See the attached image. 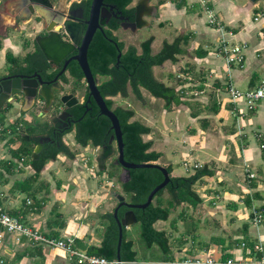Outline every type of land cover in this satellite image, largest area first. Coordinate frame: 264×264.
Listing matches in <instances>:
<instances>
[{"label":"crops","instance_id":"crops-1","mask_svg":"<svg viewBox=\"0 0 264 264\" xmlns=\"http://www.w3.org/2000/svg\"><path fill=\"white\" fill-rule=\"evenodd\" d=\"M198 1L202 3L205 11L211 9L217 14L227 33L212 27L208 22L209 15H207V19H202L197 10V0L191 1L192 3L186 0L185 8H178L172 0H166L163 4H160V0L158 2L155 0L157 7H153L154 3L151 0H138L136 3L130 4V7L141 5L144 9L145 25L139 29L150 25L146 19L149 16L155 17L159 26H165L170 22L166 18V13L170 9L174 22L169 24L177 34L174 40L180 36H189L188 44L183 47L186 48L192 39V48L195 52L192 59L196 63H188L182 73L176 75L181 78L178 80V86H174L173 83L175 76L169 74L168 80H166L156 75V68L163 70L166 68L165 64L171 61L153 68L155 77L167 85L175 87L183 95L185 103L173 105L168 110L165 108L164 99H157L147 89L141 88L142 100L146 106H149L148 111L154 105L164 111L165 128H169L165 120L168 111L175 114V118H171V124L178 130H181L185 121L188 120L185 135L188 137L187 143L183 145L179 142H172L171 146L164 151L159 147L165 142L154 139L155 125L158 120L154 118V115L147 118L150 119V123L145 125L151 128V132L143 135V138L145 141L153 142L152 151L161 153L155 163L165 167L171 166L172 176H181L180 168L176 166L173 159L168 157L167 152L172 151L178 154L180 148H185L188 153H195L191 159L187 157L182 159L183 164L189 160L190 167H186L187 170L191 172L190 168H194V163L200 165L187 176L195 174L197 170L205 166L214 171L212 176H204L194 186L195 191L202 198L201 203L197 206L190 203H182L177 206L178 208L183 206L180 216L187 217L190 233L188 235L179 233L180 237L174 238L177 240L176 249L172 246V239L167 232V224H164L161 229L157 227V223L164 220L155 223L158 230L166 231L174 257L166 261L162 259L158 262L159 264H169L171 261L196 255L218 260L264 257V251L257 254L254 248L257 243H262L264 247V218L260 225H255L253 222L254 208H260L264 214V101L259 102L255 109L248 110L242 100L233 101L228 91L231 86L238 89V86H241L244 88L242 91L254 89L264 79L261 77V73L264 72V4L262 5L260 0H214V3L211 0ZM196 15H199V19L196 18ZM6 16L5 12L0 15V32H5V28L10 30L4 35V48L13 49L17 53L20 48L19 44L22 45V41L30 37V28L25 21L21 28L13 30L14 19L5 22L3 18ZM137 31L132 30L124 33L122 39L125 43L126 40L129 41V46L137 47L136 43L132 41ZM229 31H232L233 35L229 34ZM13 32L16 33V36L12 39L9 35ZM116 33L119 35L121 32ZM155 40L156 37H154L152 46ZM165 41L170 42L168 39ZM242 42L248 44L245 67L229 66L220 48L223 43L231 45ZM138 52L142 53L139 49ZM2 53L3 51L0 49V56ZM201 53L203 54L201 55ZM7 62L8 60L2 57L0 67L6 65ZM178 62L179 60L176 63ZM118 95L123 97L121 94ZM162 100L164 101L162 102ZM170 132H172L171 129ZM55 171L58 174L60 169ZM91 174L95 175V173ZM70 177H74L73 182L78 185L74 187L71 183L64 182L61 189L58 190L64 194L61 198L64 203L63 210L68 211V215H64L65 222L62 219L53 221L52 208L48 209L41 205L34 210L30 205V207H26L24 204L19 205V200L11 195L13 191L11 185L6 189L1 181L0 206L8 211L13 209L20 211L19 213L25 217L30 226L37 230L41 228L40 231L49 236L75 238L76 245L87 251L86 249L91 245L100 246L103 235L95 237L93 228L84 229L83 221L86 218L90 219L91 214L98 213L99 216L98 214L96 216L101 218L105 232L108 221L104 215L113 212L117 207L118 200L116 202V198L112 195V192L117 191L111 189L107 191L106 186H92L88 183L86 185H89V188H86L82 182H79L82 177L78 172L72 173ZM105 177L109 179L107 174ZM163 206H166L165 202H163ZM27 209L29 211L24 215L21 211ZM171 214L169 221L172 218ZM82 217L85 218L82 219ZM176 223L174 219V227ZM127 229L129 232L131 226ZM243 242L246 243L244 247ZM4 249L6 250V264H76L63 250L49 249L27 240L15 242L11 235H6ZM145 263L147 264L146 261H141V264Z\"/></svg>","mask_w":264,"mask_h":264},{"label":"trees","instance_id":"trees-1","mask_svg":"<svg viewBox=\"0 0 264 264\" xmlns=\"http://www.w3.org/2000/svg\"><path fill=\"white\" fill-rule=\"evenodd\" d=\"M117 3L122 9H126L133 0H111ZM182 8L186 5V0H172ZM166 0H160V4L165 3ZM189 36H180L173 42L165 41L162 49L154 54L152 50V42L154 37L144 41L141 45L142 53L139 54L137 47L130 46L118 60V55L121 50L125 49V44L120 43V49L116 47L111 50V53L105 55V59H95L96 72L107 75L108 78L99 85L102 95L107 97H114L121 94L123 97H128L129 88L139 99L143 98L141 88L147 89L153 96L165 100V108L170 109L173 105H180L185 103L183 95L178 92L175 87L169 86L166 83L158 80L153 68L154 66H162L165 62H177L178 56L185 54L186 49L183 47L188 44ZM110 44L104 39H97L94 43V49L98 50L103 45ZM1 48V42H0ZM203 53H201L202 55ZM8 58H12V54L8 53ZM9 63H17L18 59H7ZM38 62V63H37ZM36 66H42L44 59H37ZM113 63L111 67L110 64ZM36 68L32 69L33 72ZM108 106L114 109L118 115L123 131V139L125 143V159L135 163L156 162L161 153L152 151V141H145L143 135L149 134L151 128L138 120H132L135 116V111L122 106L114 107L113 99H106ZM11 102L6 103V108L11 107ZM93 109L86 113L85 105L80 104L75 107L79 120L76 121L75 139L81 146L87 147L89 144L95 147H100L102 153L99 156V165L101 173L106 171L108 161L114 157L116 149L114 143H111L110 136L114 133L111 130V121L108 117L101 115L97 105L92 106ZM30 134V141H21L22 145L12 151L14 157L25 160L29 159L30 164L34 170L24 181L17 184V189L20 193H26L33 196V202L30 204L32 209L39 208L42 201L35 197L34 184L39 180L44 166L51 160H56L60 154H65L70 158H75V154L71 151L69 146L64 142V136L74 130V126L65 130L57 142L53 143L51 140L43 143V149L39 154L38 159H32V153L37 144H40V135L48 134L52 136V126L48 122L38 121L35 125L28 128ZM54 139V136H52ZM12 138L8 142H12ZM117 159V158H116ZM13 165V164H12ZM115 164L113 163V166ZM167 169L171 174V181L167 187L161 190L155 197L153 203L146 209H135L138 223L141 225V236L145 241L147 247L152 248L157 244L163 254V260H170L173 257L170 249V239L166 231L158 230L155 223L159 220H168L171 210L175 206L182 203H190L197 206L202 202V198L195 191L194 186L204 176H212L214 171L208 167H203L191 176H172V167ZM131 180L127 183H122V188L125 193L130 195V201L133 203H145L150 192L164 180L162 171L158 168H137L131 169ZM109 176V175H108ZM115 176L110 172V177ZM167 191L170 194V199L167 206H163L162 195ZM123 195V194H122ZM119 203V202H118ZM29 206V207H30ZM129 210L126 206L119 209V216L123 218L125 213ZM12 215H22L20 211H8ZM29 210L21 211L24 215ZM108 221V225L103 234V240L100 246L91 245L88 247L87 253L107 258L109 260L118 259V242H119V227L114 217L113 212L104 215ZM2 230L0 226V231ZM127 228H124V239L121 247V262L123 264H141L138 260V253L134 249V241L128 239ZM59 238L57 236H53ZM85 247V245H83Z\"/></svg>","mask_w":264,"mask_h":264},{"label":"rangeland","instance_id":"rangeland-1","mask_svg":"<svg viewBox=\"0 0 264 264\" xmlns=\"http://www.w3.org/2000/svg\"><path fill=\"white\" fill-rule=\"evenodd\" d=\"M137 1L138 0H133L131 5L136 3ZM151 1L154 3L153 7H157L156 2H158V0H156V2H154L155 0H151ZM188 1L191 2L193 0H188ZM260 1L263 5L264 0H260ZM211 2L214 3V0H211ZM186 6L182 8H185ZM196 6H197L198 12H200L201 14L202 19H207L208 14H207V11L203 9L202 3H200L197 0ZM166 18L169 19L170 22H174V17L171 15L170 9L166 13ZM196 18L199 19V15H196ZM3 19L5 22L12 21V17L10 15H7ZM146 19L150 25L142 29H139L135 33L134 39L132 41L136 43L139 51L141 52L142 51L141 43L154 36L156 37V40L154 42V45L152 46L153 47L152 50H153V53H158L161 50L165 40L168 39L170 42H172V40H174L177 34L175 30L169 24L170 22L167 23L165 26L161 27L159 26V24H157L155 17L149 16V17H146ZM8 32H10V30H8ZM15 34L16 33L13 32L9 36H11L13 39L16 36ZM4 38L5 36H2L0 34V40L3 41ZM125 44H126L125 49H127L129 47V41L126 40ZM192 44L193 42L191 39L189 45L185 48L186 53L184 55L179 56L178 63L168 62L165 64L166 68L163 70L161 68H156L155 71H156L157 77L165 78L166 80H168L167 78L169 74L172 75L173 77L175 76V78L173 79V83H174V86H178L179 84L178 80H180L181 78H178V76L176 75H178L179 73H182V71L185 69V66H187L188 63L189 64L196 63V61L192 59V56L195 53L193 51ZM2 51L3 53H2V56H0V59L4 57L6 49L3 47ZM10 65L11 63L7 62L6 65L0 67V77L9 71ZM199 68H201V66H199ZM261 77H264V72L261 73ZM238 87L239 89L244 90L243 87L241 86H238ZM111 99H113L114 101V107L122 106L124 108H129V109L134 110L136 115L133 117L132 120H138L140 122H143L144 124H147V123H150V119H147V118H149L150 115H154V118L158 120V123L155 125L156 135L154 136V139L156 141L162 140L165 142V144L159 147L162 150L166 151L167 148L171 146L172 142H175V143L179 142L180 144H183V145L187 143L188 137L185 135L187 133L188 120L185 121V125L181 128V130H178L176 126L173 127V125L171 124V118L172 117L175 118V114L172 111H168L167 113L168 115L165 120L167 121L169 128H165V124L163 121L164 111L162 109H159V107H157L156 105L152 106L150 108V111H148L149 106H146L144 104L142 100L143 98L142 99L137 98L135 94L132 92L131 88H129L128 97L125 98V97H121L120 95H118V96H115L114 98L112 97ZM163 101L164 100H162V102ZM14 102H12L14 106H11L6 109H4L6 107V104H4L3 108L0 111V120L3 121L5 124L9 125V128L12 130V134L9 137H2L0 139V181L2 185L4 186V188L6 189H8L9 185H11L12 190H13L11 195H13L19 200V205L24 204L26 207H28L33 202V196H29L26 193H20L17 189V184L20 183V181H24L31 174H33L34 170L28 158H26L25 160H20L13 156L12 151L22 145L21 141L23 140V137L25 135H29L30 133L28 130L30 126L35 125L38 121H41V120L43 121L42 116H40V114L38 115V113L43 110V106L45 105V103L43 101H39L37 104H35V107L31 109L29 113H27L26 116H22L23 114L21 115V112L24 113L23 109L20 110L18 105H16V99ZM52 114L53 112H50L48 116L49 115L51 116ZM181 123H182V120H181ZM170 129L172 130V132H170ZM10 138H12L13 140L12 142H8ZM64 142L69 146L71 151L75 154V158H70L65 154H60L56 160H51L44 166L39 180L34 184V189L36 191L35 197L38 200H41L42 202H44V204L42 205L45 208L46 207L48 209L52 208L51 217L53 221L54 219L56 220L62 219V221L65 222L66 218L64 217V215H68V211L65 212L62 207L64 203L62 202L61 198L62 196H64V194H62L61 192H58V190L61 189V186L63 185L64 182L71 183V185H73L74 187L78 185L77 183L75 184L73 182L74 177H70L72 173L76 174V172H78L81 175L82 179L80 180L78 179V180L79 182H82V185L84 184L86 188H89L88 187L89 185H86L87 183L92 184V186L93 185L106 186L107 191L108 189L117 191L123 194L126 197L127 201H130V195L124 192L122 188V184L120 182L121 180L119 181L120 175L123 169L121 166L115 163V160L119 155L118 145L116 141L114 143L116 153L114 157L108 161L106 171L104 173L100 172L101 167L99 165V160H98L99 156L102 153V149L100 147H95L92 144H89V146L87 147L81 146L80 144L77 143L75 139V131H72L71 133L64 136ZM197 152L199 154V151ZM167 154L169 155L168 157H170V159H173L176 162L175 163L176 166L180 168L179 174L181 176L186 177L187 175L193 173L194 168H190L191 172H189L186 166L183 164L182 159L184 157L191 159L192 157L195 156V153H188L187 149L180 148L178 154L172 151L167 152ZM5 157H9V158H5ZM113 163L115 164L114 166H113ZM56 169H60V172L58 174L55 171ZM110 172H112L115 175L113 176L114 178L110 177ZM91 173H95V175ZM106 174L109 175V179L108 177H105ZM162 199H163V202H165L167 206L168 205L167 201L168 199H170V194L167 191H165L164 194L162 195ZM29 200H30V203H29ZM115 201L117 202V199H115ZM182 207L180 208H178L177 206L174 207V209L172 210V214H171L172 218L170 221L169 220L159 221L157 223L158 229H161L164 226V224H167V227H168L167 232L170 238L172 239V244H173L172 246L174 247V249H176L175 247H177V240H175L174 238L176 236H177L176 238L180 237L178 236L179 233H185L186 235L190 233L188 230L189 223H188L187 217L183 218L180 216V213L183 210ZM35 209H38V208H35ZM84 213L86 214V212ZM97 214H91L90 219L86 218L88 220L85 219V221H83L84 227H85L84 229L87 230L89 228L90 229L93 228L95 237L98 235H103V232L105 229L104 225L101 222V218L98 217L99 214L98 216H96ZM84 218L85 217H82V219ZM174 219L177 222L175 227L173 226ZM40 223L42 224V221H40ZM39 230H42V229L39 228ZM127 235H128V238H132V240L135 243L134 249L138 253V260L140 262L146 261L147 264L149 263L159 264L158 262L162 261V259L164 258V254L161 248L157 244H155L152 248L147 247L145 241L143 240L141 236L140 223L137 222L131 225V230L127 232ZM179 243L181 244L180 238H179Z\"/></svg>","mask_w":264,"mask_h":264},{"label":"flooded vegetation","instance_id":"flooded-vegetation-1","mask_svg":"<svg viewBox=\"0 0 264 264\" xmlns=\"http://www.w3.org/2000/svg\"><path fill=\"white\" fill-rule=\"evenodd\" d=\"M40 1L41 4L37 6L40 12L38 14L34 0H30V2L28 0L27 4L24 3L26 2L25 0H1L0 15L2 12H5L14 19L13 30L21 28L22 24L26 21L28 28H30V37L25 38L22 41V45L19 44L20 48H18L17 53L13 49L6 48L4 59H18V62L12 63L9 66V71L3 74L0 80L8 76L17 78L21 75H26L30 77L38 73L45 82H49L48 86L51 87L55 98L50 108L46 110L45 104L43 110L38 115L40 114L43 118V121L41 120L40 122H48L52 126V136H54V139L52 136L45 134L40 135L39 142L43 140L44 143L51 140L55 143L62 136L63 132L71 126H74L73 131H75L76 121L80 118L75 111L77 105H85L87 108L86 113L93 109V105H97L94 98L90 96L86 75L79 60H77L82 42L79 43L78 40L74 41L67 33L63 24L64 21L68 20L75 27L82 26L87 30L94 0H50V2H54L55 9L49 8V0ZM43 3L46 4L43 5ZM137 7H130L129 5L126 9H122L114 1H104V9L101 11L99 20L100 27L95 30L87 50L90 68L97 79L98 87L108 76L96 72L95 59H105V55L111 53L113 48L120 49L119 44H125L122 37L124 33L132 31L130 24L136 20ZM28 14L30 18H22ZM7 31L8 28H5V32H0V34L3 33L2 36H4ZM119 31L121 33L118 35L116 32ZM100 38L108 41L110 44H104L100 49L96 50L94 49V43ZM0 42V49H3L5 43L1 40ZM127 49L119 52L121 57ZM47 51L52 55L51 58L47 56ZM8 53L12 54V58L7 57ZM120 58L118 57V59ZM37 59H44L42 66H36L38 63H36ZM110 66L112 67L113 63ZM34 68L36 69L30 72ZM56 78L57 80H55ZM64 95L71 96L67 103L62 101ZM109 98L111 97H107L106 99ZM15 99L16 105L22 110L25 106L24 93L17 92L13 95L12 106H14L12 102ZM39 101L46 103L40 94L37 97L36 104ZM29 112L30 110L24 111V113L21 112V115L26 116ZM50 112H53V114L49 115V118L48 114ZM113 134H111L109 140L111 143L116 141L112 138ZM57 143L59 144V142Z\"/></svg>","mask_w":264,"mask_h":264},{"label":"water","instance_id":"water-1","mask_svg":"<svg viewBox=\"0 0 264 264\" xmlns=\"http://www.w3.org/2000/svg\"><path fill=\"white\" fill-rule=\"evenodd\" d=\"M25 4H27L28 0H25ZM104 1L105 0H94L93 8H92V14L91 18L88 21L89 27L87 30H85L82 26L75 27L72 22L66 20L64 21V27L67 31V33L73 38V40L80 43L82 42L79 57L77 60H79L80 65L82 69L84 70V73L86 75V79L89 85L90 90V96L94 98L96 101L101 115H104L108 117L111 121V129L114 131V134L112 136L113 139L116 140L118 145V151L119 155L117 159L115 160V163L122 167V173L120 175V180L122 183H127L129 180H131V169H137V168H158L162 171L164 175V180L157 185L149 194L147 201L145 203H133L127 201L126 197L118 192H112V195L118 200V205L114 210V217L118 223L119 227V242H118V259L121 261V247L124 239V228H127L135 223L138 222L135 209H146L149 207L156 195L163 189L167 187V185L171 181V174L167 167L162 166L155 162H147V163H135L130 162L125 159V143L123 139V131L121 127V122L118 117V115L115 113L114 109L110 108L106 102V98L102 95L99 87L98 82L95 76L93 75L90 64L88 61L87 56V50L89 43L92 39V36L95 32V30L100 27L99 20L101 11L104 9ZM252 1H258V0H252ZM30 2V0H29ZM36 5V11L38 14L39 12V6L41 4L40 0H34ZM46 3H43L45 5ZM48 6L50 9H55L54 2L48 3ZM143 11L144 9L142 6L137 7V14H136V20L135 22L131 23V29L133 31H137V29L143 27L145 25V21L143 19ZM42 15V14H41ZM22 18L27 19L30 18V15L23 16ZM78 36V37H77ZM80 36V37H79ZM47 56L51 58V54L47 51ZM53 54H55L53 52ZM59 55V53H58ZM118 57H121V54L118 55ZM52 60V59H50ZM119 60V59H118ZM57 80V78L55 79ZM49 82H45L42 78V76L38 73L33 74L32 76H26L21 75L17 78L13 77H4L0 80V111L3 108L4 104L6 102H11L12 97L17 92H23L25 95V106L23 107V111H28L33 109L34 105L36 104V100L38 95H42V97L46 101L45 109L48 110L50 108L53 100H54V94L52 93L51 87L48 86ZM71 98L70 95H64L62 97V101L67 103V101ZM24 141H30V136L25 135L23 137ZM43 149V140H41V143L38 144L35 148V150L32 153V159H38L39 153ZM123 206H126L129 208V210L125 213L123 218H120L119 216V209ZM123 264V263H120Z\"/></svg>","mask_w":264,"mask_h":264},{"label":"built area","instance_id":"built-area-1","mask_svg":"<svg viewBox=\"0 0 264 264\" xmlns=\"http://www.w3.org/2000/svg\"><path fill=\"white\" fill-rule=\"evenodd\" d=\"M209 15V24L216 29H219L223 33H227L224 29L222 21L218 18L217 14L211 9L207 10ZM233 35L232 31L228 32ZM248 48L247 42L228 44L223 43L220 48L224 55V58L229 66H236L244 68L247 61L246 50ZM229 93L233 101L242 100L248 110H253L257 107L259 102L264 101V79L254 89L242 91L234 86L229 88ZM12 134V130L9 125L0 120V139L2 137H9ZM264 147V146H263ZM186 167H190L188 161L184 162ZM194 168H199L198 163L193 164ZM30 203V201H29ZM264 214L260 208L253 209V222L255 225H260L263 222ZM0 264H6V250L5 238L6 235L14 237L15 242H22L23 240L30 241L35 245H43L44 247L63 250L70 259L74 260L76 264H120L119 260H109L104 257L90 255L87 251L79 248L76 245L75 238H56L49 236L40 230L35 229L33 226L27 223L23 215H12L5 211L0 206ZM243 247L246 243H242ZM255 252L261 253L264 251L262 243H257L254 246ZM169 264H264V257H247L243 259L228 258L226 260H218L208 256H194L186 259H179L169 262Z\"/></svg>","mask_w":264,"mask_h":264},{"label":"clouds","instance_id":"clouds-1","mask_svg":"<svg viewBox=\"0 0 264 264\" xmlns=\"http://www.w3.org/2000/svg\"><path fill=\"white\" fill-rule=\"evenodd\" d=\"M121 262V261H120ZM123 263V262H122Z\"/></svg>","mask_w":264,"mask_h":264}]
</instances>
